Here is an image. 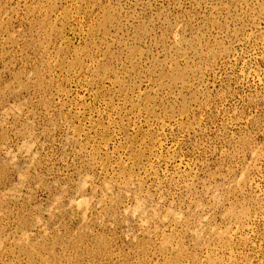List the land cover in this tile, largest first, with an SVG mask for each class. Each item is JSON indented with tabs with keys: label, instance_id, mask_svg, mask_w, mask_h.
<instances>
[{
	"label": "rangeland",
	"instance_id": "obj_1",
	"mask_svg": "<svg viewBox=\"0 0 264 264\" xmlns=\"http://www.w3.org/2000/svg\"><path fill=\"white\" fill-rule=\"evenodd\" d=\"M0 264H264V0H0Z\"/></svg>",
	"mask_w": 264,
	"mask_h": 264
}]
</instances>
